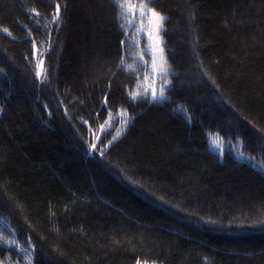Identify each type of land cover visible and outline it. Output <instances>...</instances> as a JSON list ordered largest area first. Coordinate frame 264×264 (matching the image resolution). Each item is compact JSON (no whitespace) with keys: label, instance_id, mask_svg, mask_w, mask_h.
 <instances>
[{"label":"trees","instance_id":"obj_1","mask_svg":"<svg viewBox=\"0 0 264 264\" xmlns=\"http://www.w3.org/2000/svg\"><path fill=\"white\" fill-rule=\"evenodd\" d=\"M146 7L161 99L118 0H0V264H264V0Z\"/></svg>","mask_w":264,"mask_h":264},{"label":"rangeland","instance_id":"obj_2","mask_svg":"<svg viewBox=\"0 0 264 264\" xmlns=\"http://www.w3.org/2000/svg\"><path fill=\"white\" fill-rule=\"evenodd\" d=\"M133 2L137 3L138 5L136 8L135 15L134 16L132 15L131 10L127 6L121 8L122 14L126 19L128 26L133 31V34L136 36V38L139 39L140 37H143L145 39V45L143 46V49L147 53V56H143V59L139 56L140 62L138 63L142 65V68L139 74V82L136 85L133 95L134 96L149 95L150 99H154L152 93L153 91H155L156 92L155 99H161L160 89L161 87H163L164 90L166 89L168 85V76H169V68L164 60L163 52L161 53L159 51V49H162L161 34H160L162 23L159 25V30L157 31L156 30L157 25L152 17V11H151L152 9L147 8L145 5L144 14L142 15L139 7V4L142 2V0H133ZM118 4H119V0H118ZM149 32L152 33L151 36H149ZM154 43L158 44V48L156 49L155 52H154ZM139 53L141 54V50H139ZM154 60L156 67L153 66ZM162 64L166 65V72H161L159 70ZM164 96H165V92H164ZM206 136H207L209 148L214 150L220 157L223 154V152L228 149L229 152L234 157L241 160H246L249 163H251L253 166H259V162L255 158L241 151L239 147L240 142L238 140H236L235 142L223 140L216 132H207ZM138 264H142V263H138Z\"/></svg>","mask_w":264,"mask_h":264},{"label":"snow or ice","instance_id":"obj_3","mask_svg":"<svg viewBox=\"0 0 264 264\" xmlns=\"http://www.w3.org/2000/svg\"><path fill=\"white\" fill-rule=\"evenodd\" d=\"M119 4H120V7L121 8H124L125 6H127L130 10H131V13L132 15L134 16L135 15V12H136V8H137V3H134L133 0H119ZM145 5H146V0H142V2L139 4V7H140V10H141V14L143 15L144 14V10H145ZM33 11L35 12V9H33ZM152 11V17L157 25V31L159 30V25L163 22L164 20V17L156 12L154 9L151 10ZM59 12V5L57 6V13ZM56 17H53V19H55ZM5 32H7V29H4ZM152 33L149 32V36H151ZM158 48V44L154 43V52L156 51V49ZM159 51L162 53L163 50L162 49H159ZM153 66L156 67L155 65V60L153 61ZM161 72H166V65L162 64L160 66V69H159ZM37 75L39 76L40 73L38 72ZM167 83V82H166ZM164 88L161 87L160 89V97L162 98L164 96ZM153 95V98L155 99L156 98V92L153 91L152 93ZM93 148H95V145H92ZM0 237H2V234H0ZM27 264H33V259L31 256L27 257Z\"/></svg>","mask_w":264,"mask_h":264}]
</instances>
